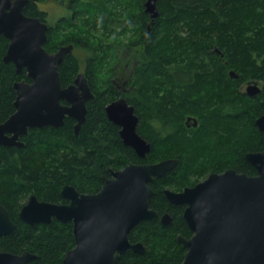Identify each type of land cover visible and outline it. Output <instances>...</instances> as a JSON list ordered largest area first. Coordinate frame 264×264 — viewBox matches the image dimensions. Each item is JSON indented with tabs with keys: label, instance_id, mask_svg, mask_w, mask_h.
I'll list each match as a JSON object with an SVG mask.
<instances>
[{
	"label": "trees",
	"instance_id": "obj_1",
	"mask_svg": "<svg viewBox=\"0 0 264 264\" xmlns=\"http://www.w3.org/2000/svg\"><path fill=\"white\" fill-rule=\"evenodd\" d=\"M83 1L73 5V14L57 30L47 32L43 48L54 53L71 44L84 50L83 60L72 53L57 71L61 87L82 73L94 99L86 104L77 136L75 121L65 118L58 128L29 129L20 148L0 146V204L15 225L0 236V252L29 251L36 256L29 264H61L74 246L72 226L55 219L34 225L21 221L19 208L30 195L59 203L64 185L94 193L108 170L174 158L175 167L150 184L149 206L157 216L128 234L131 243L144 245V252L126 251L118 264H180L186 250L176 236H186L188 229L180 207L167 203L161 189L180 190L226 169L254 176L244 155L264 151L254 125L264 113V0H156L159 16L148 32L145 0ZM23 14L45 18L32 3ZM7 44L0 35V122L14 112L13 83L30 82L24 70L17 75L11 64L2 63ZM125 64L132 89L122 93L113 81ZM248 81L262 86L258 95L239 90ZM119 95L134 105L137 132L150 143L144 159L122 143L118 127L106 118L105 105ZM187 116L197 120L195 129H187ZM164 211L172 220L162 225L158 216Z\"/></svg>",
	"mask_w": 264,
	"mask_h": 264
},
{
	"label": "water",
	"instance_id": "obj_2",
	"mask_svg": "<svg viewBox=\"0 0 264 264\" xmlns=\"http://www.w3.org/2000/svg\"><path fill=\"white\" fill-rule=\"evenodd\" d=\"M27 3L28 0H0V35L9 41L3 62L12 63L18 74L24 70L30 80L13 84L15 111L0 124V145L6 147L20 148L23 142L19 137L26 135L28 129L58 128L66 117L76 121L73 132L77 136L85 121L86 103L94 99L82 73L71 85L61 87L57 68L72 54L73 46L46 52L43 44L47 27L38 18L23 14ZM143 5L150 18L149 30L159 16L156 0H146ZM213 52L223 56L217 48ZM229 76L236 78L233 71ZM261 90L257 81L246 83L245 94L249 97ZM104 110L108 121L118 127L122 143L144 159L150 143L137 132L139 119L133 107L120 97ZM254 125L264 139V113ZM7 133L11 135L8 137ZM244 158L256 175L228 169L211 173L178 193L164 190L169 201L186 206L183 219L192 231L189 240L178 238L186 249L180 264H264V151L246 153ZM176 163L175 159H166L108 170L110 177L93 195L80 194L73 186L64 185L60 194L67 204L38 201L32 195L21 207L19 219L30 225L47 224L52 218L71 224L74 246L62 264H118L120 255L127 250L144 252L141 243H129L128 233L138 223L155 216L149 209L150 183L171 171ZM14 228L0 205V236L10 234ZM35 257L27 251L20 255L0 252V264H28Z\"/></svg>",
	"mask_w": 264,
	"mask_h": 264
},
{
	"label": "flooded vegetation",
	"instance_id": "obj_3",
	"mask_svg": "<svg viewBox=\"0 0 264 264\" xmlns=\"http://www.w3.org/2000/svg\"><path fill=\"white\" fill-rule=\"evenodd\" d=\"M79 0H28V3L26 4V6L29 4V3H32L33 5H34V7L35 8H37L40 12H42L43 13V15L45 16V18H44V21H40V22H42V23H44L45 25H46V27H47V32L48 31H52V30H57L58 29V26H59V23H60V21L62 20V19H64L65 17H66V15L71 11V9H72V7H73V5L75 4V3H77ZM146 1V0H145ZM144 1V2H145ZM144 2H143V4H144ZM63 5L64 6V8H65V10L66 11H64V13L62 12V14L60 15V17L58 18V19H56V20H53L54 18H49V13H48V11L47 10H45V9H41V7H44V6H51V7H55V5ZM25 6V7H26ZM70 6V7H69ZM24 7V8H25ZM24 10V9H23ZM143 11H144V5H143ZM72 14H73V12H72ZM148 17H149V15H148ZM73 21V20H72ZM149 22H150V18H149V21L146 23V28H147V32L149 31L148 30V26H149ZM66 25L67 26H70L68 23H66ZM47 32H46V35H47ZM2 36V35H1ZM3 37V36H2ZM4 38V37H3ZM6 39V38H5ZM7 40V39H6ZM8 41V40H7ZM9 42V41H8ZM68 45H70V44H68ZM7 46H8V44H7ZM66 46V45H65ZM60 47H62V46H59L58 47V49L60 48ZM6 50H7V48H6ZM6 52V51H5ZM5 54V53H4ZM4 56V55H3ZM2 63L3 64H5L4 62H3V57H2ZM8 64H11L12 66H13V64L12 63H8ZM14 67V66H13ZM14 70H15V68H14ZM15 73L18 75V73L15 71ZM118 73V74H117ZM115 72V74H117V76H116V80L115 81H113V83H114V85H115V88H117V90L118 91H120V92H122V93H127V92H129V90L130 89H132L130 86H128L129 85V83L127 82V78L128 77H125V74L126 73H129V75L128 76H130L131 75V71H130V67H129V64H125L124 65V67L123 68H120V70H119V72ZM23 81V80H22ZM16 82H18V81H16ZM15 83V82H14ZM13 83V84H14ZM73 83V81L69 84V85H71ZM69 85H67V86H69ZM66 86V87H67ZM12 87H13V85H12ZM63 88H65V87H63ZM13 90H14V88H13ZM14 92H15V90H14ZM120 97H122V96H118V97H116V99H118V98H120ZM115 99V100H116ZM126 99V98H125ZM14 100H15V98H14ZM112 101H114V100H112ZM111 101V102H112ZM14 102V101H13ZM111 102H109V103H111ZM61 104H65L64 102H60ZM108 103V104H109ZM127 103H128V105H130V106H132L133 107V109H134V105H131L129 102H128V99H127ZM87 104V103H86ZM108 104H106V105H108ZM105 105V106H106ZM14 107V106H13ZM104 109H105V107H104ZM14 111H15V109H14ZM105 111V110H104ZM14 113V112H13ZM12 113V114H13ZM134 113H135V109H134ZM11 114V115H12ZM11 115H9L3 122H0V124H2V123H4ZM66 118H68V117H66ZM191 118V119H190ZM71 119V118H70ZM139 119V118H138ZM188 119H190V120H188ZM193 119H195V118H193V117H189V116H187L186 117V119H185V125H186V127H187V129H191V128H196L197 126H198V122H197V120H196V122H197V124H195L194 125V120ZM65 120V119H64ZM188 120V121H187ZM75 121V120H74ZM139 122V121H138ZM75 124H76V121H75ZM74 124V125H75ZM44 127H47V126H44ZM43 128V127H42ZM74 128V127H73ZM41 129V128H40ZM29 130V129H28ZM8 137L11 135V134H6ZM23 136H20L19 137V140L21 141V138H22ZM147 141V140H146ZM148 142V141H147ZM0 146H2V145H0ZM14 147H16V146H14ZM168 159H174V158H168ZM176 160V159H175ZM226 170H228V169H226ZM225 171V170H224ZM223 172V171H222ZM222 172H220V173H222ZM211 173H217V172H210V173H208L207 175H206V177L209 175V174H211ZM110 177V175L107 177V178H109ZM206 177H204V178H202L201 180H199V181H197L196 183H198V182H201V181H203ZM106 178V177H105ZM153 182V181H152ZM151 182V183H152ZM150 183V184H151ZM196 183H194V184H192V185H189V186H183L180 190H174V189H171V188H162L161 189V192H162V194L164 195V197H165V199H166V201H167V203H169V204H172V205H175V206H179L180 207V210H181V217H182V219H183V212H184V209H185V205L184 204H176V203H172L171 201H169V199L166 197V195L164 194V190H170V191H172V192H176V193H178V192H181V191H183V189L184 188H186V187H192V186H194ZM76 189V188H75ZM101 189V188H100ZM99 189V190H100ZM77 190V189H76ZM98 190V191H99ZM78 191V190H77ZM98 191H96V192H94V193H80L79 191V193L80 194H84V195H93V194H96ZM30 196H32V195H30ZM29 196V197H30ZM35 196V195H34ZM60 196H61V194H60ZM29 197L27 198V200L29 199ZM36 197V196H35ZM37 198V197H36ZM61 198H62V200L59 202V203H55V204H67L68 203V201L66 200V199H64L62 196H61ZM27 200L24 202V204L27 202ZM37 200L38 201H41V200H39L38 198H37ZM44 202H47V201H44ZM23 204V205H24ZM1 205V204H0ZM23 205H21V207L23 206ZM2 206V205H1ZM4 209H5V207L4 206H2ZM21 207L19 208V211H20V209H21ZM149 209L150 210H152V211H154L155 212V216L153 217V218H155L156 216H157V211H155L154 209H152L150 206H149ZM6 210V209H5ZM7 211V210H6ZM19 211H18V217H19ZM7 213H8V211H7ZM8 216H9V219H10V221L14 224V222L12 221V219H11V217H10V214L8 213ZM153 218H151V219H153ZM52 219H54V218H52ZM171 220H172V216H171V214H169V212H167V211H164V212H162V214H159V216H158V221H159V223L160 224H162V225H165V224H168V223H170L171 222ZM184 220V219H183ZM185 222V221H184ZM25 223V222H24ZM185 225H186V227H187V229H188V233L186 234V236H182V235H180V234H178L177 236H176V241L180 244V245H182L179 241H178V238H181V239H183V240H189L190 238H191V236H192V231L188 228V226H187V224L185 223ZM133 229V228H132ZM130 233V232H129ZM128 233V234H129ZM129 241V240H128ZM129 243H131L130 241H129ZM135 243H141V242H134V243H131V244H135ZM142 244V243H141ZM143 245V244H142ZM143 247H144V245H143ZM185 249V248H184ZM186 250V249H185ZM69 251V250H68ZM67 251V252H68ZM127 251H130V250H127ZM25 252V251H24ZM27 252H29V251H27ZM66 252V253H67ZM9 253V252H8ZM23 252H21V253H19V254H14V255H20V254H22ZM65 253V254H66ZM125 253V252H124ZM123 253V254H124ZM186 253V252H185ZM12 254V253H11ZM123 254H121V255H123ZM120 255V256H121ZM185 255V254H184ZM65 256V255H64ZM64 258V257H63ZM184 258V257H183ZM63 260V259H62ZM32 261V260H31ZM119 261V260H118ZM30 262V261H29ZM29 262H28V264H29ZM61 264H62V261H61Z\"/></svg>",
	"mask_w": 264,
	"mask_h": 264
},
{
	"label": "rangeland",
	"instance_id": "obj_4",
	"mask_svg": "<svg viewBox=\"0 0 264 264\" xmlns=\"http://www.w3.org/2000/svg\"><path fill=\"white\" fill-rule=\"evenodd\" d=\"M81 1H83V0H81ZM83 3H84V1L82 2V4ZM41 9L47 10L48 13H49V18H54L53 20L58 19L60 17V15L62 14V12L64 13V11H66L63 5H58V4L55 5V7L44 6V7H41ZM72 12H73V10H71L66 16H71L72 15ZM128 33H130V32H128ZM127 35L129 36L130 34H127ZM84 53H85V51L84 50H81V49H76L75 48L73 50V54L76 55L80 60H83L84 59V57H85V54ZM119 70H120V67H118L117 72H119ZM245 84L240 85V89H239L240 91H242L244 93H245V87H246ZM166 131L168 132L169 129L166 128Z\"/></svg>",
	"mask_w": 264,
	"mask_h": 264
}]
</instances>
